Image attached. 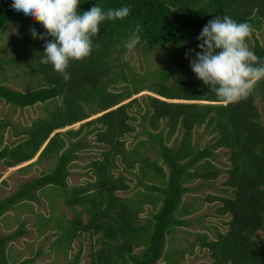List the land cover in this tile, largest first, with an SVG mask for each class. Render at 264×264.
I'll list each match as a JSON object with an SVG mask.
<instances>
[{
  "label": "trees",
  "instance_id": "1",
  "mask_svg": "<svg viewBox=\"0 0 264 264\" xmlns=\"http://www.w3.org/2000/svg\"><path fill=\"white\" fill-rule=\"evenodd\" d=\"M11 4L0 0V36L17 25L23 51L0 60V70H5L2 63L14 64L10 68L15 70L27 62L23 76L35 77L39 86L30 89L25 81L28 89L17 91L5 86L3 78L0 101L14 110L42 105L48 114L19 131L12 127L15 143L1 148L0 162L9 169L38 155L54 164L0 200V219L18 204L37 201L35 192L48 188L64 199L72 214L71 219L56 218L59 223L54 224L63 230L66 252L75 240L88 236L90 264H157L162 259L170 264L175 251L165 250L167 241L176 229L189 227L187 218L202 207L197 197L184 201V196L213 186L224 174V194L201 198L213 205L223 227H208L211 239L194 234L210 259L202 264H264V109L258 107L264 105V81L247 99L225 106L192 71L195 56L185 59L191 49L201 51L197 37L203 27L214 17L228 15L252 25L250 50L264 61V36H255L264 30V0H81V13L97 4L105 11L127 6L131 12L123 20L100 25L92 54L71 62L67 83L50 64L40 62L45 41L33 38L30 30L41 35L46 30ZM137 23L142 32L135 49L145 60L156 50L162 70L140 74L122 61L124 41ZM144 91L152 95L134 98ZM3 124L10 126L0 123V146ZM200 129L209 143L195 140ZM133 135L137 140L128 146L125 138ZM89 147L98 151L85 166L89 178L69 187V165ZM221 150L227 156L224 170L212 162ZM132 183L135 191L129 194ZM21 227L0 235V264H7L6 245L23 234ZM79 246L70 264L80 262L82 241Z\"/></svg>",
  "mask_w": 264,
  "mask_h": 264
},
{
  "label": "rangeland",
  "instance_id": "2",
  "mask_svg": "<svg viewBox=\"0 0 264 264\" xmlns=\"http://www.w3.org/2000/svg\"><path fill=\"white\" fill-rule=\"evenodd\" d=\"M257 38L264 36V30L261 33H255ZM21 38L19 37V28L13 24L7 28L6 32L0 36V60H10L22 54V49H19L21 45ZM252 39H247V45L250 48ZM185 59H189L186 55ZM122 61H126L135 71L140 74H148L154 72L156 69H160L162 64L161 59L157 57V51L154 50L148 60H145L142 53L134 49L132 51L126 50ZM8 63H2L5 70H0V81L4 78V85L11 87L17 91H26L28 88L25 86V81L28 83L30 89L38 87V81L34 78L25 79L21 71L22 68L29 66L27 62L18 64V69L11 70ZM192 69V68H191ZM157 70V71H158ZM26 73V70L24 71ZM39 79V78H38ZM150 95L147 91H144L134 98H141V96ZM141 100V99H140ZM260 112L263 111L264 105L258 103ZM50 108V107H49ZM136 111H134L135 113ZM48 113L43 109L42 105H35L33 107L19 110H14L10 106L0 101V123L8 122L10 126H5L3 131V143L0 146L11 145L15 143L13 137L12 127H15L18 131L20 127H28L35 120L46 116ZM264 121V119H263ZM80 124L73 126L74 129L78 128ZM67 129L60 130L64 132ZM140 127L137 128V133L140 132ZM202 129L199 130L195 135V140L204 145L209 143V137L205 135ZM0 134L1 130H0ZM133 136H127L125 140L127 145H132L137 139ZM89 144H93L92 139ZM88 148L87 151L81 152L78 159L70 163L69 176L66 180L69 187L78 186L85 184L89 178L88 169L85 166L89 163L91 157H97L98 151L91 150ZM226 154L223 150L218 151L215 154L212 162L216 167L224 170L227 167ZM32 164V165H30ZM54 164V160H43L38 159V155L33 158L30 162L21 164L14 168H4L0 162V200L16 192L20 185H23L31 180L38 178L43 173L49 172ZM30 165L29 167H27ZM24 168V169H23ZM128 178L131 176L127 175ZM226 179L224 174L220 175L219 178L213 183V186L206 185L198 190H193L189 194L184 196V201L190 200V198L197 197V202L202 205L200 210L191 215L187 219L192 221L189 227H181L176 229V232L170 237L171 241H167L166 249L174 250L175 252L171 255L170 264H202L208 262V252L206 250H200L195 233L207 234L210 239L213 237V232L208 227H221V220L216 218L213 214L214 207L212 204L201 201L206 195H223L222 183ZM133 190L129 193L132 194L134 189V183L131 184ZM50 189L45 188L43 191L35 192L37 201H26L25 203L18 204L15 210L8 211L0 219V235L2 237L19 230L20 226L23 234L15 240L7 243L5 248V261L7 264H70L74 261L76 254L79 251V243L82 241L81 254L79 256L80 262L78 264H90L88 253H89V239L88 236L79 238L71 244V250L66 252L65 238H62L63 230L54 228V224H58L56 218L65 216V219H71L72 214L70 208L65 205L64 199L59 197L58 199L53 195ZM148 209L142 216H145ZM42 216L46 218L43 221ZM203 218L200 223H196V220ZM48 218H51V221ZM47 226V228H46ZM169 238V239H170ZM55 239V240H54ZM55 244L56 248L53 250L51 244ZM66 252V255H65ZM136 253L139 250H135ZM174 259V261H172ZM157 264H167L165 259L160 260Z\"/></svg>",
  "mask_w": 264,
  "mask_h": 264
},
{
  "label": "clouds",
  "instance_id": "3",
  "mask_svg": "<svg viewBox=\"0 0 264 264\" xmlns=\"http://www.w3.org/2000/svg\"><path fill=\"white\" fill-rule=\"evenodd\" d=\"M80 3L81 0H12L11 4L15 11L40 23L46 30L42 35L34 28L30 30L33 38L45 41L40 62L50 64L66 83L70 80L67 69L71 62L82 61L92 54L93 38L100 34V25L105 21L123 20L131 12L127 6L105 11L97 4L81 13L78 11ZM253 31L248 22H237L228 15L214 17L197 37L201 51L191 49L186 54L195 56L190 66L197 79L225 106L247 99L264 81V61L247 45ZM141 32L137 23L124 41L128 51L141 42Z\"/></svg>",
  "mask_w": 264,
  "mask_h": 264
}]
</instances>
